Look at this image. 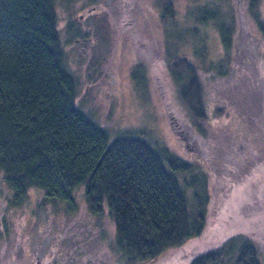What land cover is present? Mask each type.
Returning a JSON list of instances; mask_svg holds the SVG:
<instances>
[{"label": "trees", "instance_id": "1", "mask_svg": "<svg viewBox=\"0 0 264 264\" xmlns=\"http://www.w3.org/2000/svg\"><path fill=\"white\" fill-rule=\"evenodd\" d=\"M55 1L0 0V170L11 189L8 198L0 191V264H145L203 232L210 175L228 181L221 168L238 173L241 164L219 158L230 152L228 144L246 150L248 138L264 161V18L256 12L253 24L245 20L238 30L233 20L222 22L217 6L224 0H190V24L178 28L173 0H155L167 40L198 39V62L174 45L164 59L175 99L208 148L206 174L144 129L111 130L77 103L79 81L67 64ZM118 2L130 23L129 6ZM247 3L252 11L262 2ZM201 25L216 31L219 56L204 59ZM145 68L137 58L131 75H144ZM201 77L213 87L212 113L230 124L204 126ZM32 186L44 189L41 202L51 205L58 227L42 257L19 260L24 225L16 217ZM186 264H264V221L228 234Z\"/></svg>", "mask_w": 264, "mask_h": 264}, {"label": "rangeland", "instance_id": "2", "mask_svg": "<svg viewBox=\"0 0 264 264\" xmlns=\"http://www.w3.org/2000/svg\"><path fill=\"white\" fill-rule=\"evenodd\" d=\"M118 1H55L57 25L67 64L79 81L77 103L111 130L127 126L144 129L153 141H158L208 174V148L189 125L183 107L175 99L176 92L164 59L168 49L174 45L177 54L198 62L201 57L195 56L193 50L198 42L196 35H186L185 42L167 40L165 34L168 32L158 18L155 0H122L129 6L125 11L130 19L127 24ZM259 1L261 5L253 7L252 11L247 0L220 1L217 9L224 17L223 23L229 24L233 20L239 30L241 26L246 28L245 20L253 24L252 16L256 17L257 13L264 18V0ZM194 3L173 0L176 10L173 17L178 28H186L190 24ZM201 26L198 33L206 44L204 59L219 56L221 43L216 31L208 29L207 25ZM132 27L136 30L133 35L137 37L136 44H132L128 34ZM137 58L146 67L144 75L141 72L131 75ZM201 80V91L205 95L202 105L204 126L208 127V122L211 125L230 124L231 118L212 113L213 87L209 86L210 89L205 84L206 80ZM244 144L246 150L230 149L228 144L226 151L230 152L218 154L219 158L227 156L231 160L236 159L235 164H241L238 173L232 167L221 168L228 174V181L210 175L211 201L207 206L203 232L179 246L169 247L145 264H186L192 254L208 249L228 234L238 230L252 231L264 221V161H260L261 153L253 151L250 139L247 138ZM238 155L243 157V161L238 159L241 158ZM2 181L0 170V191L8 198L11 189L6 191ZM76 194L83 209L81 190L78 189ZM44 195L43 188L29 187L22 210L15 216L17 222L24 225L17 251L19 260L27 257V260L35 261L42 257L52 239L51 233L58 227V221L52 217L51 205L41 202ZM60 204L62 208L64 203Z\"/></svg>", "mask_w": 264, "mask_h": 264}]
</instances>
